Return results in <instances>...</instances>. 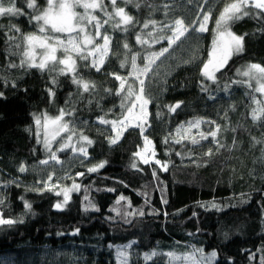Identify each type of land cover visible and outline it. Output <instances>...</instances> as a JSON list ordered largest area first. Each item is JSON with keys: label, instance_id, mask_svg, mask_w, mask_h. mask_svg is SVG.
Returning a JSON list of instances; mask_svg holds the SVG:
<instances>
[{"label": "trees", "instance_id": "obj_1", "mask_svg": "<svg viewBox=\"0 0 264 264\" xmlns=\"http://www.w3.org/2000/svg\"><path fill=\"white\" fill-rule=\"evenodd\" d=\"M17 2L19 6L21 0ZM154 3L160 9L152 15L157 21L171 22L173 17L185 16L195 18V13L199 12L196 0L192 3H188V0H154ZM164 4L170 6L167 17ZM222 7L223 0H213L214 18H218ZM126 10L142 20L147 18L146 10L136 12L131 7ZM8 22L6 18H0V23ZM13 22L25 32L33 31L25 17L15 18ZM159 27V24L156 29L137 26L130 34L112 32L109 28V35L114 39L102 71L97 73L95 69H79L85 80L96 83L97 88L92 93L83 92L69 77L61 76L59 86L54 87L55 98L50 102L47 91L51 86L49 74L35 69L25 72L24 69L0 67V77L15 80L18 84L16 89L0 85V91H4L6 97L0 99V169L16 176L15 165L26 162L36 169L19 174L26 183L31 184L45 176V171L51 173L55 170L53 182H57L58 176H67L70 178L62 180L64 186L71 187L73 180L81 185L79 192L71 194L72 199L63 211L53 207L62 197L50 193L42 197L27 193L36 215L26 216L23 224L0 229V264H118L117 247L132 241L136 243L127 250L130 264H153V261L148 263L144 260L145 252L174 251L183 255L191 252L193 246L203 248L205 253L217 250L221 261L231 257L235 264H260V258L264 256V252L260 251L264 248V145L254 144L253 138L264 140V117L259 121L252 120L251 110L257 105L252 102L251 96L254 95L258 100H261V96L246 85L232 82L245 79L236 74L237 68H245L251 63L264 66V24L256 19L245 18L234 25L232 30L236 34H248L245 36V51L234 56L222 69L224 75L218 84L204 81L209 86L208 92L201 91L200 82L204 78L197 65L202 66L201 62L208 58L215 35L214 21H209L208 32L194 33L197 39L189 38L182 44L178 42L154 66L155 71L150 74L154 103L149 105V112L152 113L149 132L156 158L167 162L169 171H161L154 162L151 166L143 165L139 158H135L142 169L138 171L130 165L133 153L140 150L137 145L143 147L139 129L129 130L117 146L110 147L105 135H114L111 126L99 124L98 117L107 112L106 119L122 118L119 107L121 96L115 95L120 82L105 73H117L128 78L130 64L120 68L124 55L130 58L133 53L146 55L149 51L167 47L166 41H150L146 45L135 41L137 32L146 34L151 31L155 34ZM144 38L148 39L146 35ZM117 41L120 44L118 49ZM125 41L131 45V52L123 49ZM193 57V63H183ZM10 60L18 63L19 57L8 54L4 34L0 33V65ZM138 65H141L139 59ZM216 75L220 77L221 73ZM225 85L228 91L221 90ZM252 86L256 87L254 82ZM103 89H111L112 94ZM246 92L248 95H245ZM70 93L73 94L71 97ZM180 101L183 102L181 108L176 113H170L166 105ZM62 108H75L72 116H65V121L75 122L78 132L83 131L95 143L88 146L89 157L83 164L79 156L69 149L57 153L61 163L50 160L49 164L42 165L39 160L46 159L48 154L44 152L42 144L36 142L33 114L47 113L55 117ZM156 113L161 115L157 116ZM195 118L215 121L221 126L216 139L223 147L214 143L211 137L201 140L197 145L191 143L192 137L199 140L200 132L207 134L216 127V124L203 123L199 128L189 129L187 122ZM84 121L87 123H82ZM180 124H184V129L177 135L175 130ZM29 128L32 131H26ZM67 135L65 133L58 138L52 145L53 149ZM165 137H169L167 144L163 142ZM176 139H181V143H175ZM77 140L78 136H74L72 143L79 147ZM33 149H36L35 154ZM209 149H212L211 156L205 155ZM177 152L181 155H176ZM101 160L108 161L106 166L98 173L88 174L86 168ZM153 168L157 169L163 185L153 179ZM77 172H85V176L78 177L75 175ZM125 184L128 187H124ZM164 185L166 191L163 195L168 200L167 204L161 202L160 188ZM109 188L115 191H107ZM0 191L9 192L11 206L6 215L19 216L23 211L17 199L21 190L12 188L10 191ZM141 192H147L148 195H139ZM121 194L132 202L133 208L128 211L142 208L145 215L129 217L132 223L127 224L116 212L111 211ZM85 195L100 211L83 210ZM146 199H150V204H145ZM213 201L221 205L223 211L205 210L199 206ZM125 204L121 202V206ZM153 209L167 212L168 215L151 214ZM193 212L197 213L195 217ZM76 228L80 229V233L74 236L71 233ZM60 232L64 235H57ZM253 253L256 258L249 259ZM154 260H163L167 264L165 257H156Z\"/></svg>", "mask_w": 264, "mask_h": 264}, {"label": "snow or ice", "instance_id": "obj_2", "mask_svg": "<svg viewBox=\"0 0 264 264\" xmlns=\"http://www.w3.org/2000/svg\"><path fill=\"white\" fill-rule=\"evenodd\" d=\"M192 2L193 0H188V3ZM196 2L199 6V12L195 13V18L188 16L184 18L173 17L171 22H167L157 21L152 18L153 13L160 10L154 0H44V3H41V0H21L19 6L17 0H0V18H6L9 21L7 24L0 23V33L4 34L8 54L19 57L18 63L15 60H10L4 65H0V67L24 69L25 72L35 69L41 73L49 74L51 86L47 91L50 102L55 98L54 87L59 86V77L61 76L69 77L78 89H83V92L92 93L97 88L96 83L85 80L79 69H95L97 73L102 71L114 39L113 36L109 35V28L112 32L119 31L130 34L137 26L142 29H149L150 26L156 29L159 24L158 33L154 34L151 31L146 34L137 32L135 41L140 45L149 44L150 41L152 43L166 41L167 47L149 51L146 55H141L138 52L133 53L130 58L124 55L123 59H121L120 68H125L130 64L131 71L129 75L134 78L133 82H129L126 76L117 73H105L106 75L114 76L115 80L120 82L115 95L121 96L119 107L122 110V118L106 119L105 117L108 115L106 112L105 115L98 117V122L101 125L111 126L110 130L114 135H105L110 147L117 146L129 128L139 129V135L143 138V147L141 148L140 145H137L140 150L133 153V161L130 167L142 171L135 159L139 158L140 163L143 165L151 166L154 162L161 171L167 172L169 171L168 163L156 158L155 146L152 139H150L151 133L149 132L152 127L149 121L152 113L149 112L148 106L154 103L152 78L150 76L155 71L153 66L162 57H165V54L169 53V49L173 45H177V42L182 44L189 38L197 39L193 35L194 33L208 32L209 21H214L213 32L215 35L212 39L211 50L208 52V58L206 61L201 62L202 66L197 65L200 75L204 78L200 82L201 91L208 92L209 86L204 81H212L213 84H218L224 75L222 69L228 65V62L234 56H238L245 51V36L248 34H236L232 30L234 25L245 18L256 19L264 24V0H223V7L218 12V18L213 16V0H203L202 3L200 0H196ZM129 7L136 12L146 10L147 18L142 20L135 14L130 13V11L126 10ZM163 8L167 17L170 6L164 4ZM18 17H25L28 24L32 26L33 31L25 32L17 23L13 22ZM61 34H63L64 38H61ZM145 35L148 39L144 38ZM101 40L102 43H99ZM119 47L120 44L117 41L116 48L118 49ZM122 47L128 52L132 51L131 45L127 41L122 44ZM114 54L119 55L118 52ZM138 59L141 61L142 66L138 65ZM194 60L195 57L185 60L183 63H193ZM78 61L82 63L78 64ZM217 73H221V76L217 77ZM236 74L246 79L233 81L232 83L246 85L254 93L264 95V66L260 63H251L245 68H237ZM253 81L256 84L254 88L252 86ZM164 83H167V81H164ZM0 85L4 88L10 87L12 89L18 87L15 80H8L5 77H0ZM221 90L228 91V86L225 85ZM103 91L112 94L111 89H103ZM72 95V93L69 94L70 97ZM245 95H248V93L246 92ZM4 98H6L5 92L0 91V99ZM212 98L214 99V97ZM251 99L257 105L251 110L252 120L259 121L264 117V100H258L254 95L251 96ZM88 102L91 103V100ZM182 103L180 101L174 105H166V107L170 113H176L177 109L181 108ZM134 111L136 112L135 115ZM74 112L75 108L71 110L62 108L55 117H50L47 113L33 114L36 126L34 133L36 142L37 144H42L44 152L48 154L46 159L39 160L40 164L47 165L50 160L58 164L61 163L57 153H63L69 149L73 153L78 152L83 157L81 164H83L84 159H88V146H92L95 141L83 134V131L78 132L75 122L65 121V116H72ZM156 115L159 116L161 114L156 113ZM226 116L227 114H225ZM82 123L86 124L87 122L84 121ZM187 123L189 129L193 127L199 128L203 123L216 124L215 121H206L203 118H195ZM41 129L43 130L42 140L40 138ZM182 129H184V124H180L176 128V134L180 135ZM220 130L221 126L216 124L215 130H209L207 134L200 132V139L192 137L191 143L197 145L200 144L201 140H207L211 137L214 143H217L219 147H223V145H219L216 139ZM26 131H32V129L29 128ZM62 132L68 133V135L66 138H61V142L53 149V142L60 137ZM74 136H78L77 143L79 147H77V144L72 143ZM186 138L181 137V139ZM181 139H176L175 143H181ZM168 141L169 137H165L163 142L167 144ZM253 141L254 144L264 145V140L253 138ZM35 151L36 149H33V154H35ZM262 153H264V148H262ZM176 155L179 156L181 153L177 152ZM205 155L211 156L212 149H209ZM107 163V160H101L88 166L86 171L88 174L98 173ZM33 171H36L35 167L28 165L26 162H21L17 166L16 172L18 175L16 176L4 173L0 169V189H8L9 191L12 188L20 189L21 194L18 195L17 199L23 207V211L19 216L6 215L8 208L11 206V201L8 199L9 192L0 191V229L12 228L23 224L26 216L34 217L36 215L33 209V202L27 198V193H36L41 197L45 193H50L55 197H62V200H58L53 207L56 210L63 211L72 199L71 194L79 192L81 189V185L76 183L75 180H73L71 187H61L59 181L70 177L58 176L56 178L57 182H53L55 170H52L51 173L45 171V176H41L31 184L26 183L19 175ZM75 175L84 177L85 172H77ZM152 177L163 185L156 168L152 169ZM124 187H128V185L125 184ZM107 191L114 192L115 189L109 188ZM165 191L166 185L160 188L162 193L161 202L163 204L168 203L167 198L163 195ZM138 194L142 196L148 195L147 192ZM84 201L86 202L83 209L85 212L89 210L100 211L89 200L87 195L84 196ZM122 201L126 202L123 206H121ZM145 204H150V199H146ZM199 206L205 208V210L215 209L216 211H223L221 205L214 201L209 202V204H200ZM129 208H133L131 200L121 194L115 201L111 211L116 212L127 224L132 223L129 217H143L145 215V211L142 208L128 211ZM151 214L168 215L167 212L161 213L156 209H153ZM196 215L197 213L193 212V217ZM79 233L80 229L76 228L71 234L75 236ZM57 235H64V233L60 232ZM189 235H192V233H189ZM225 239H227V234H225ZM135 243V241H132L130 244L117 247L118 264H130V254L127 250ZM109 247L112 246L109 245ZM260 251L264 252V248L260 249ZM219 256L220 254L217 250L205 253L203 248L193 246V250L185 252L183 256L178 255L174 251L163 253L152 250L150 253H144V260L153 261V264H164L163 260H154V258L165 257L167 258V264H174L175 261H179L182 258L187 264H235L231 257L221 261ZM255 258V253L249 256V259ZM260 264H264V256L260 258Z\"/></svg>", "mask_w": 264, "mask_h": 264}, {"label": "rangeland", "instance_id": "obj_3", "mask_svg": "<svg viewBox=\"0 0 264 264\" xmlns=\"http://www.w3.org/2000/svg\"><path fill=\"white\" fill-rule=\"evenodd\" d=\"M61 38H64L63 34H61ZM177 43H178V42H177ZM173 46H174V45H173ZM162 58H163V57H162ZM162 58H161V59H162ZM159 61H160V60H159ZM159 61H157V63H158ZM157 63H156V64H157ZM154 66H155V65H154ZM154 66H153V68H154ZM243 78H244V77H243ZM133 79H134V78H133L132 76H129V77H128V80H129L130 82H133ZM245 79H246V78H245ZM253 82H254V84H255V81H253ZM255 85H256V84H255ZM259 95L261 96V100H264V95H262V94H260V93H259ZM148 107H149V106H148ZM135 114H136V112L134 111V115H135ZM50 128H51V125H50ZM129 130H132V128H129ZM129 130H128V131H129ZM128 131H127V132H128ZM64 134H65V133L62 132L61 135H60V137H62ZM113 134H114V133H113ZM125 134H126V132L124 133V135H125ZM60 137H58V138H60ZM40 138H41V140L43 139V130H42V129H41V132H40ZM58 138H57V139H58ZM122 138H123V137H122ZM53 144H54V142H53ZM76 154H77V156H79V158H80L79 160L81 161V160L83 159V157H81L80 154H79L78 152H77ZM84 161H85V159H84ZM84 161H83V162H84ZM19 164H20V163H18V164L15 165V169L17 168V166H18ZM12 165H13V160H12ZM65 177H67V176H65ZM65 179H66V178H65ZM59 183H60L61 187L64 186L63 181H60ZM128 252H129V251H128ZM178 255H179V254H178ZM181 256H183V255H181ZM147 262L149 263V262H151V261H147ZM166 263H167V258H166ZM174 264H187V262L184 261L183 258H182V259L179 260V261H175Z\"/></svg>", "mask_w": 264, "mask_h": 264}]
</instances>
